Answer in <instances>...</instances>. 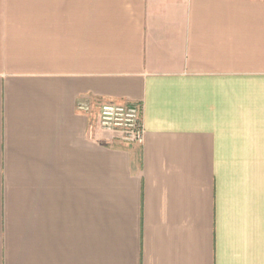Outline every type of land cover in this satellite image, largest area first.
Wrapping results in <instances>:
<instances>
[{
	"label": "crops",
	"instance_id": "1",
	"mask_svg": "<svg viewBox=\"0 0 264 264\" xmlns=\"http://www.w3.org/2000/svg\"><path fill=\"white\" fill-rule=\"evenodd\" d=\"M0 264H264V0H0Z\"/></svg>",
	"mask_w": 264,
	"mask_h": 264
},
{
	"label": "built area",
	"instance_id": "2",
	"mask_svg": "<svg viewBox=\"0 0 264 264\" xmlns=\"http://www.w3.org/2000/svg\"><path fill=\"white\" fill-rule=\"evenodd\" d=\"M78 108L88 112L89 103L81 101ZM100 114V123L104 128L125 126L129 129L128 140L134 144L142 143L143 127L140 113L135 105L107 102L101 106Z\"/></svg>",
	"mask_w": 264,
	"mask_h": 264
},
{
	"label": "rangeland",
	"instance_id": "3",
	"mask_svg": "<svg viewBox=\"0 0 264 264\" xmlns=\"http://www.w3.org/2000/svg\"><path fill=\"white\" fill-rule=\"evenodd\" d=\"M85 102L89 103V111L95 121L96 126L99 128V130H101V132H103L104 136L106 138H108L109 140H113L116 142H119L120 144H134L132 142H130L128 140V132L129 129L125 126H121V127H112L110 129L104 128L101 123H100V110H101V106L107 102H101V101H88L86 100ZM127 105V104H126ZM135 105V104H133ZM139 111V107L137 105H135ZM140 113V111H139Z\"/></svg>",
	"mask_w": 264,
	"mask_h": 264
}]
</instances>
